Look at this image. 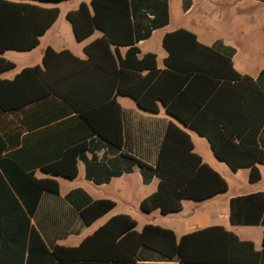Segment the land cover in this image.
I'll return each mask as SVG.
<instances>
[{"label":"trees","instance_id":"16d2710c","mask_svg":"<svg viewBox=\"0 0 264 264\" xmlns=\"http://www.w3.org/2000/svg\"><path fill=\"white\" fill-rule=\"evenodd\" d=\"M27 1L65 0H0V74L15 68L3 57L5 52L32 51L59 16L56 7L45 8ZM143 2L154 14L147 19V26L136 22ZM66 19L79 42L94 32L101 33L100 38L84 48L87 58L81 60L67 50L56 52L47 47L41 66L24 68L12 80L0 79V113H22L28 104L49 98L50 104L58 107L54 120L73 114L72 119L80 121L81 133L96 134L104 144L120 149L121 110L116 98L127 97L149 113L158 112L161 104L185 128L206 138L217 160L232 171L248 169L250 183L260 180L257 166L264 164V144L259 147L255 137L249 141L248 135L253 132L256 136L264 122V91L233 69L231 54L201 45L193 33L178 29L162 38L167 57L164 69L159 70L156 55H140L137 46L153 30L167 24L166 11L153 0H91L68 12ZM200 82L208 85L202 93L196 90V83ZM219 95L231 105L221 118L211 109ZM106 113L117 121L111 134L104 125L92 122L93 116ZM87 138L72 140L69 145L73 147L58 157L31 167L22 154L24 145L17 153H8L10 144L0 131V264H190L185 263L188 258L183 252L187 237L223 232L220 227L209 228L183 236L175 244L171 231L145 226L141 233H136V222L131 217L117 215L77 247L54 245L50 251L34 249L36 241L42 242L31 228V218L43 193L58 195L59 184L54 177L75 178L77 162L83 160L90 178L93 164L84 157V152L90 150ZM126 157L139 166L144 183L153 177L158 180L156 190L140 203L145 213H178L183 200L201 202L227 190L225 180L194 153L188 133L172 122L166 126L154 167ZM36 168L49 177H35ZM114 206L113 201H94L81 207L79 216L89 225ZM230 221L235 225L264 227V193L231 199ZM223 233L231 248L252 247L239 242L231 233ZM157 235L171 239V254L164 250V245H154L152 240ZM140 247L163 258L177 256L180 261L139 263L135 257ZM256 255L264 263V249Z\"/></svg>","mask_w":264,"mask_h":264},{"label":"crops","instance_id":"0c3cea01","mask_svg":"<svg viewBox=\"0 0 264 264\" xmlns=\"http://www.w3.org/2000/svg\"><path fill=\"white\" fill-rule=\"evenodd\" d=\"M90 1L65 0L58 3L27 1L45 8L56 7L59 16L39 38L36 48L29 52H19L23 53L21 56L16 55V59L20 60L19 64L13 58L7 57L12 51L3 54L5 59L14 63L15 68L0 74V79L12 80L24 68L41 66L42 56L47 47L56 52L67 50L81 60L86 59L84 48L100 38L101 33L94 32L85 40L77 41L66 14L76 10L82 2L89 4ZM153 1H157L161 9L166 11L167 24L153 30L147 39L138 42L140 55L155 54L157 68L164 69L167 53L162 47V38L166 33L184 29L193 33L201 45L213 47L223 54H231L233 69L241 76L257 83L264 91V0ZM146 4L145 2L140 4L136 19V22L143 26H147V19H152L154 15ZM121 52L123 53L124 49H121ZM207 86L206 82L196 83V90L202 93V89ZM50 102L49 98H45L28 104L22 113H0V131L10 144L8 153H17L24 145L25 150L22 154L32 167L58 157L60 153L73 147L69 145L72 140L87 136L90 150L84 152V157L93 165L90 166V178H87L85 162L78 160L75 178L54 177L59 184L58 195L42 194L37 210L31 218V228L37 232L42 242L39 244L36 241L34 249L50 251L54 245L77 247L110 218L127 215L136 222L134 232L141 233L145 226L159 227L175 235V244L183 236L220 227L223 232L235 235L239 242L252 245L231 248L223 232L209 231L200 237L185 239L183 252L188 258L185 263L264 264L256 255L264 249V227L235 225L230 221L231 199L264 193V164L257 166L260 180L250 183L248 169L232 171L224 162L217 160L208 140L185 128L178 119L168 114L161 104L158 112L149 113L141 110L131 99L117 97L116 102L121 110L123 142L120 149H114L104 144L96 134L91 136L88 132L81 133L80 121L72 119L73 114L54 120L58 107L52 106ZM230 106L227 99L219 95L214 99L211 109L221 118L231 109ZM234 118H231L232 123H235ZM92 122L96 126L104 125L106 132L110 134L117 124L111 113L95 115ZM170 122L188 133L194 153L225 180L227 190L201 202L183 200L182 209L178 213L161 215L158 210L145 213L140 209V203L156 190L158 180L153 177L148 183H144L139 166L126 156L154 167L164 131ZM254 137L257 145L262 147L264 122L256 136L253 132L248 135L249 141ZM34 175L37 178L49 177L39 168L34 170ZM108 175L112 176L106 180ZM100 200L113 201L115 206L91 224H85L79 216V209ZM38 214L39 218L36 219ZM152 241L154 245H164V250L171 254L170 238L157 235ZM135 260L139 263L180 261L177 256L163 258L157 252L144 247L138 248Z\"/></svg>","mask_w":264,"mask_h":264},{"label":"rangeland","instance_id":"374dc122","mask_svg":"<svg viewBox=\"0 0 264 264\" xmlns=\"http://www.w3.org/2000/svg\"><path fill=\"white\" fill-rule=\"evenodd\" d=\"M16 55H19V56H21V55H23V53H19V52H9L8 54H7V57L8 58H13L16 62H18V64H19V59H16ZM254 59L256 58V57H253ZM39 215L40 214H38L35 218L36 219H38L39 218ZM144 217V216H143Z\"/></svg>","mask_w":264,"mask_h":264}]
</instances>
